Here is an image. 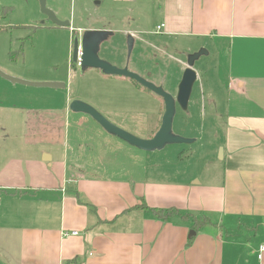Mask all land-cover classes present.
Here are the masks:
<instances>
[{
  "label": "crops",
  "instance_id": "0c3cea01",
  "mask_svg": "<svg viewBox=\"0 0 264 264\" xmlns=\"http://www.w3.org/2000/svg\"><path fill=\"white\" fill-rule=\"evenodd\" d=\"M88 1L82 0L85 9ZM109 3L111 17L126 10L138 26H153L127 36L154 51L162 50L154 35L184 42L189 54L208 50L212 74L206 64L196 72L207 85L205 116L216 140L209 154L220 150L222 163L200 182H161L126 175L141 170L134 151L131 169L114 172L104 150L130 146L83 115L75 124L91 123L89 139L103 147L100 163L85 159V137L69 133L74 99L67 87L36 93L0 77L1 98L36 93L48 104L0 98V236L6 240L0 264L14 260L2 252L14 247L17 264H264L258 258L264 243V0ZM2 70L22 80L61 82L26 69ZM72 232L78 235L64 236Z\"/></svg>",
  "mask_w": 264,
  "mask_h": 264
},
{
  "label": "rangeland",
  "instance_id": "374dc122",
  "mask_svg": "<svg viewBox=\"0 0 264 264\" xmlns=\"http://www.w3.org/2000/svg\"><path fill=\"white\" fill-rule=\"evenodd\" d=\"M90 1L92 2L88 1L87 5L89 10L83 7L82 0H46V3L47 8L54 12L59 20L69 21L74 28L106 26V28L117 30L113 38L102 44L100 57L120 68L127 64L131 72L157 86H162L164 90L175 97L189 54L184 42L154 35L155 46L162 47V50L154 51L149 44L138 40L130 54L127 43L129 31L151 30L153 26H138L134 21H130L128 18L130 13L126 10L111 17L107 10V6L111 5L110 0H104L106 2L103 6L98 4L103 0ZM96 2L98 3L96 4ZM7 8L11 9L9 15H7ZM41 17L39 0H0V30H2L0 32V67H2L0 70L3 68L20 71L26 69L34 76L41 75L42 78L59 79L60 83L66 85L65 90L69 98L72 97L74 100L91 105L118 127L141 139H149L148 135H151L162 119L164 106L162 100L128 78L106 77L94 69L80 74L72 62L70 34L57 30L37 33L30 27ZM142 38L139 37V39ZM201 49L203 48H199V50ZM205 50L208 52L207 49ZM206 56H202L196 62L195 70L206 64V70L211 73L212 59ZM2 71L4 72V70ZM31 88L33 89L29 90H34L36 93L61 91V89L52 88ZM204 90L207 91V85H202L200 77L194 85L188 112L178 108L174 120V133L182 137L194 138L196 139L195 143L170 145L162 151L151 153L135 149L129 144L130 147L126 148L111 145L104 150L106 167L113 169L114 172H117L116 170L121 167H127L130 170L133 162L137 160L133 157L135 154L132 153L135 151L139 152L137 155L141 170L137 172L130 170L126 173L128 176L133 174L135 178L144 176L146 179L159 176L161 182L192 184L200 182V179L203 180L209 170L216 169L222 163L220 150L217 155L209 154V150L212 149L216 140L212 139L213 134L210 133L212 132L210 130L211 118L208 115L205 116L209 114V107L203 101ZM36 93H27L23 96H17L18 93H16L13 99L10 94V96L4 95L0 98L1 102L7 104L15 102V104L35 107L45 105V101L39 100V95ZM56 104L60 105L59 101ZM45 106L48 104L46 103ZM83 115L76 113L71 115L69 133L75 138L78 135L85 137L83 140H85L84 150L86 153L83 157L98 164L100 161L97 160V152H102L103 147L98 146L97 142H93L95 140L89 139V133L92 131L91 123H85L82 127H77L75 124V120ZM87 146L90 149H87ZM95 151L96 153H94ZM0 238H2V240L0 239L1 246L6 240H4V236H0ZM2 248L5 249L4 246ZM2 252L7 254L10 259H14L9 264L18 263V250L15 247L11 250H2Z\"/></svg>",
  "mask_w": 264,
  "mask_h": 264
},
{
  "label": "water",
  "instance_id": "95a60500",
  "mask_svg": "<svg viewBox=\"0 0 264 264\" xmlns=\"http://www.w3.org/2000/svg\"><path fill=\"white\" fill-rule=\"evenodd\" d=\"M41 12L46 15L49 20L57 26H69L70 22H64L58 19L56 14L47 8L46 0H39ZM98 2H96L97 4ZM112 32L108 31H88L80 40L76 38L73 44L72 62L79 63L81 71L90 69L99 70L107 76H118L131 79L163 99L165 104V112L162 118V124L158 132L151 139H141L109 121L97 109L91 105L80 101L73 100L69 109L76 114H84L92 118L101 128L108 134L124 141L132 147L145 152L162 151L170 145L192 144L196 142L194 138H186L177 135L173 131L174 120L180 108L183 111L188 110L189 101L191 99L193 88L198 80V74L194 69L196 62L202 57L208 55L205 49L198 52L188 54L187 65L183 73L182 80L178 87L176 97L168 93L162 86H157L147 81L140 75L131 72L128 65L123 68L115 66L100 57L101 45L112 36ZM128 49L131 54L134 49V37L128 36ZM0 77L12 84L23 85L27 87H42L52 89H65L66 85L60 82H30L13 76H10L0 70Z\"/></svg>",
  "mask_w": 264,
  "mask_h": 264
},
{
  "label": "flooded vegetation",
  "instance_id": "af4514ba",
  "mask_svg": "<svg viewBox=\"0 0 264 264\" xmlns=\"http://www.w3.org/2000/svg\"><path fill=\"white\" fill-rule=\"evenodd\" d=\"M42 13V12H41ZM33 30L35 29L36 30V32L38 33V32H43V31H54V30H57V31H64V32H66L67 34H70V39H71V41H72V45H71V53L73 52V44H74V40L76 39V38H79L80 40L83 38V36H84V34L86 33V32H88V31H108V32H112L113 33V35L112 36H110L109 37V39L108 40H110L111 38H113V36H114V31L113 30H111V29H108V28H106V27H100V28H89V27H87V28H74L73 26H71V25H69V26H57L56 24H54V23H52L50 20H49V18L46 16V15H44L43 13H42V17L39 19V20H36V23H34V24H32L31 26H30ZM107 40V41H108ZM127 40H128V36H127ZM107 41H105V42H107ZM104 42V43H105ZM135 46H136V40H134V48H135ZM101 47H102V45H101ZM101 50V49H100ZM74 64V63H73ZM127 64H125V66H126ZM75 67V69H76V71H78L80 74H85L87 71H81V67H80V65H79V63H75V65H74ZM125 66H123V67H125ZM122 67V68H123ZM130 70V69H129ZM99 71V70H98ZM99 73H101V71H99ZM107 77V76H106ZM123 78H125V77H123ZM176 97V96H175ZM160 98V97H159ZM161 100H162V102H163V113H162V116H161V118H163V115H164V112H165V104H164V101H163V99L162 98H160ZM179 110V109H178ZM161 124H162V119L160 120V122H159V125L157 126V128L156 129H154L153 131H154V133H157L158 132V130L160 129V127H161ZM133 134V133H132Z\"/></svg>",
  "mask_w": 264,
  "mask_h": 264
},
{
  "label": "built area",
  "instance_id": "2783aa9c",
  "mask_svg": "<svg viewBox=\"0 0 264 264\" xmlns=\"http://www.w3.org/2000/svg\"><path fill=\"white\" fill-rule=\"evenodd\" d=\"M163 27H164L163 25L158 27V30H161ZM77 235H78L77 232H72V233H65L64 236L68 237V236H77ZM258 258L259 260H263L264 258V243L259 246Z\"/></svg>",
  "mask_w": 264,
  "mask_h": 264
},
{
  "label": "trees",
  "instance_id": "16d2710c",
  "mask_svg": "<svg viewBox=\"0 0 264 264\" xmlns=\"http://www.w3.org/2000/svg\"><path fill=\"white\" fill-rule=\"evenodd\" d=\"M7 10H8V14L7 15H9V13L11 12V9H8L7 8ZM2 30H0V32H1ZM161 213H162V211H161ZM168 214H170V213H168Z\"/></svg>",
  "mask_w": 264,
  "mask_h": 264
}]
</instances>
